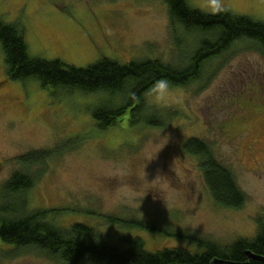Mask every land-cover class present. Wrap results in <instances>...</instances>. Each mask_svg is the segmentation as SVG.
Instances as JSON below:
<instances>
[{
	"label": "rangeland",
	"instance_id": "rangeland-1",
	"mask_svg": "<svg viewBox=\"0 0 264 264\" xmlns=\"http://www.w3.org/2000/svg\"><path fill=\"white\" fill-rule=\"evenodd\" d=\"M201 2L189 0L194 8ZM223 2L231 13L264 23V0ZM0 19L24 28L31 55L79 68L104 57L187 67L202 39L210 38L173 24L164 0H0ZM173 89V107L163 113L146 107L140 116L158 115L160 126L131 124L127 113L101 130L94 111L120 107L124 95L10 80L0 44V216L13 217L1 209L21 196L26 212L50 210L48 220L60 227L87 224L103 242L122 248H127L123 238H139L151 253L194 252L197 246L188 236L220 246L255 238L264 225V47L238 40L207 61L198 80ZM161 127L169 143L145 164L147 141L158 137ZM191 138L205 141L233 172L247 197L241 208L214 201L200 159L184 150ZM34 151L53 154L34 164L18 160ZM17 171L34 177V186L3 198L5 183ZM145 176L152 188L168 193L166 204L159 193L147 194ZM112 218L142 224L128 228ZM0 264L65 263L34 247L0 241Z\"/></svg>",
	"mask_w": 264,
	"mask_h": 264
},
{
	"label": "trees",
	"instance_id": "trees-1",
	"mask_svg": "<svg viewBox=\"0 0 264 264\" xmlns=\"http://www.w3.org/2000/svg\"><path fill=\"white\" fill-rule=\"evenodd\" d=\"M173 24L187 31L209 33L193 54L187 67L166 64L159 59L133 60L122 64L104 57L84 68L72 66L61 59L47 60L31 55L25 38V30L16 23H5L0 19V44L2 47L7 77L13 81H40L44 88L65 91L79 90L83 93L107 92L124 95L123 104L116 108L99 107L94 117L101 130H107L130 113V123L142 121L150 125L162 124L158 115L140 116L146 106L127 102L129 92L138 96L158 79L166 78L173 86H186L201 77L205 63L220 56L232 43L254 40L264 47V23L247 16L236 15L226 10L210 15L192 7L189 0H164ZM184 150L200 159L206 185L214 201L222 207L238 209L246 203V194L238 186L233 172L218 161L203 140L191 138L184 143ZM53 151H34L18 158L21 163H39ZM35 184L28 173L15 172L3 187V198L12 199ZM12 206L1 209L13 217L0 216V241L14 248L34 247L47 253L48 257L65 264L100 262L105 264H264L250 258L248 252L264 257V225L260 223L258 234L253 239H239L228 246H220L206 239L186 237L197 246L194 252L184 249H166L151 253L139 238L126 237L119 244L103 242L94 229L82 223L63 228L49 221L50 210L25 211L26 199L19 196ZM12 202V201H11ZM128 228L140 226L142 222L111 219ZM153 229V227H147Z\"/></svg>",
	"mask_w": 264,
	"mask_h": 264
},
{
	"label": "clouds",
	"instance_id": "clouds-1",
	"mask_svg": "<svg viewBox=\"0 0 264 264\" xmlns=\"http://www.w3.org/2000/svg\"><path fill=\"white\" fill-rule=\"evenodd\" d=\"M195 8L207 14L216 15V14L226 11L228 6L225 5L223 0H202L201 3H198L195 5ZM126 100L127 102H132L137 105H140L141 103H143L147 108L155 109L163 113L165 110L174 106V102L176 100V94L169 80H167L166 78H161V79L156 80L143 93L142 98L138 96L135 91H131L128 93ZM161 129L162 130L158 137H152L147 141L148 145H150V148L147 154L144 156L145 164L155 159L157 155L169 143L170 137L163 136L162 135L163 128L161 127ZM144 179L147 181L146 176L144 177ZM147 183L149 185L147 194L149 192L159 193L160 197L164 200L166 204L167 199H168V193L167 192L161 193L157 189L152 188L151 185L153 184V182L149 183L147 181ZM198 226H199L198 224L191 225V227L193 228H196Z\"/></svg>",
	"mask_w": 264,
	"mask_h": 264
},
{
	"label": "water",
	"instance_id": "water-1",
	"mask_svg": "<svg viewBox=\"0 0 264 264\" xmlns=\"http://www.w3.org/2000/svg\"><path fill=\"white\" fill-rule=\"evenodd\" d=\"M248 255L250 258H253V259H257V260H260V261H263L264 262V257L263 256H260V255H257V254H254L253 252H248Z\"/></svg>",
	"mask_w": 264,
	"mask_h": 264
}]
</instances>
